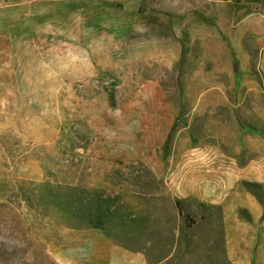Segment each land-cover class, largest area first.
I'll list each match as a JSON object with an SVG mask.
<instances>
[{"label":"rangeland","instance_id":"374dc122","mask_svg":"<svg viewBox=\"0 0 264 264\" xmlns=\"http://www.w3.org/2000/svg\"><path fill=\"white\" fill-rule=\"evenodd\" d=\"M46 181L117 197L139 240L39 214ZM253 183L264 200V0H0V241L6 206L19 264H264V213L233 230Z\"/></svg>","mask_w":264,"mask_h":264},{"label":"trees","instance_id":"16d2710c","mask_svg":"<svg viewBox=\"0 0 264 264\" xmlns=\"http://www.w3.org/2000/svg\"><path fill=\"white\" fill-rule=\"evenodd\" d=\"M244 186L260 205L264 213V200L257 192L258 189H262L263 187L254 183L245 184ZM32 187H34L33 190L40 199V212L38 213L48 216L54 212L58 215L60 224L67 228L96 229L100 230L107 238L115 239L118 235H122L132 241L139 240L138 232L142 226L139 223L138 216L128 210H124L122 205L117 203V197L97 192H88L73 185L52 183L49 181L32 184ZM23 192V189L19 188V194L23 196L24 201L31 208H34L32 202ZM173 206L177 216L183 221L184 235H182L181 241L184 245L188 246L189 238L187 233L197 223L191 216L183 212L182 204L178 199L173 201ZM5 208L11 214L9 215L11 216L9 222L13 225L14 237H12L9 243L0 241V264H19L18 255H20V246L22 247L24 243L28 244L26 237L27 228L24 227L20 218L12 209L6 206ZM218 220L220 223V211ZM247 221H251L250 216H248ZM151 240H153L152 237L149 238V242L154 249L156 246ZM118 242L121 243L119 240Z\"/></svg>","mask_w":264,"mask_h":264},{"label":"crops","instance_id":"0c3cea01","mask_svg":"<svg viewBox=\"0 0 264 264\" xmlns=\"http://www.w3.org/2000/svg\"><path fill=\"white\" fill-rule=\"evenodd\" d=\"M222 207H224V204H223ZM243 207L246 208V206H243ZM222 209H223V208H222ZM253 210H254L255 212H254ZM253 210L251 211V216H250L251 221H250V222H245V221H244V222L238 223V225L235 226V227L233 228L234 231H236L237 228H243V229H247V230H249L250 223H252L253 221H255L259 216H262L263 211H262L261 208L258 209L256 206H253ZM234 231H233V232H234ZM233 263H234V264H237L236 261H233Z\"/></svg>","mask_w":264,"mask_h":264}]
</instances>
